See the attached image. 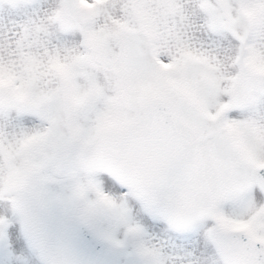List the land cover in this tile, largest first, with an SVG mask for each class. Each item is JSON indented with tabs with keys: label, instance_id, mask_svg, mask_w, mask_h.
<instances>
[{
	"label": "snow or ice",
	"instance_id": "snow-or-ice-1",
	"mask_svg": "<svg viewBox=\"0 0 264 264\" xmlns=\"http://www.w3.org/2000/svg\"><path fill=\"white\" fill-rule=\"evenodd\" d=\"M0 264H264V0H0Z\"/></svg>",
	"mask_w": 264,
	"mask_h": 264
}]
</instances>
